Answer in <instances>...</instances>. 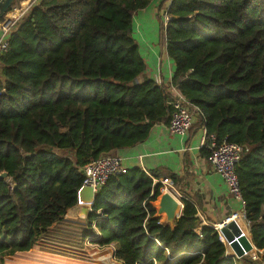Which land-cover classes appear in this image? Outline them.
Returning a JSON list of instances; mask_svg holds the SVG:
<instances>
[{"label": "trees", "instance_id": "16d2710c", "mask_svg": "<svg viewBox=\"0 0 264 264\" xmlns=\"http://www.w3.org/2000/svg\"><path fill=\"white\" fill-rule=\"evenodd\" d=\"M151 1L31 0L11 29L0 52V172L9 175L0 180V264L33 253L77 204L85 164L169 123L167 87L144 76L133 37V17ZM167 13L159 42L174 65L170 85L200 111L202 157L210 135L242 145L244 215L253 246L264 251V0H170ZM149 174L133 167L95 193L87 226L95 220L94 242L114 245L113 259L254 264L248 254L225 256L189 199L173 226L161 223L152 204L161 175Z\"/></svg>", "mask_w": 264, "mask_h": 264}, {"label": "crops", "instance_id": "0c3cea01", "mask_svg": "<svg viewBox=\"0 0 264 264\" xmlns=\"http://www.w3.org/2000/svg\"><path fill=\"white\" fill-rule=\"evenodd\" d=\"M163 1L152 0L147 8L137 12L133 17V37L146 61L144 76L158 84L163 83L169 96H176L179 92L170 85L174 65L159 42L160 12L169 3ZM142 80L143 75L136 79L137 82ZM198 120L199 116H195L185 136L170 133L168 123H154L142 142L110 152L120 157L127 170L138 167L148 175L155 172L161 175L160 178H169L173 194L180 201L189 199L193 202L201 224L204 221L206 225L214 226L241 211L242 207L228 193L220 175L201 156L205 130L197 124ZM70 209L66 215L72 219L78 210L72 214ZM243 232L249 236L248 230Z\"/></svg>", "mask_w": 264, "mask_h": 264}, {"label": "built area", "instance_id": "2783aa9c", "mask_svg": "<svg viewBox=\"0 0 264 264\" xmlns=\"http://www.w3.org/2000/svg\"><path fill=\"white\" fill-rule=\"evenodd\" d=\"M30 1V0H28ZM170 2L167 0L166 3ZM167 6L160 12L161 22L165 26L166 23L170 20V15L167 13ZM26 6L20 2L19 7L13 9V11H8L5 16L2 18V22L0 23V32L1 36L9 34L11 29L14 27L16 21L23 15L25 12ZM7 48V38L0 40V52L5 51ZM167 104L169 105V123L168 130L172 134H176L179 136H185L191 125L193 124L195 116H200L199 109L191 104L183 95L177 93L176 96H170ZM209 154L206 157L207 163L210 167L217 172L220 177L223 179L228 193L237 200L241 205V211L234 212L228 218L223 220L221 223H218L213 226L218 234L219 241L225 247V256L233 258L236 257L235 253L230 249L229 243L226 241L225 236L220 232V227L225 224L227 221L235 220L237 224H243L246 230L249 231V223L244 215V202L241 194L240 182L238 179V175L236 173V166L239 163L243 151L242 145L229 142L226 138L222 139V141L218 144L214 135H210L209 137ZM83 173V182L82 185L89 186L93 189L94 194L98 191V189L103 186L106 181L114 176H119L125 174L127 168L122 164L120 157L112 152H105L100 154L95 160L85 164L82 168ZM153 182L161 183L163 188L169 190L173 194L172 183L169 178H160L153 179ZM93 204V203H92ZM92 204L86 205L88 207V213H93ZM80 206L77 202L76 207ZM98 215L96 219L102 217L100 210L96 211ZM87 217V216H86ZM86 217L84 219H86ZM202 225H206L204 221H202ZM92 228L96 231L94 236H90L87 239V243L91 245L93 240H96L100 237V234L95 228V220L92 221ZM114 247V245H113ZM255 249V251H254ZM114 252V250H113ZM111 252V254H113ZM257 252H260L255 247L250 251L251 258L254 259Z\"/></svg>", "mask_w": 264, "mask_h": 264}, {"label": "rangeland", "instance_id": "374dc122", "mask_svg": "<svg viewBox=\"0 0 264 264\" xmlns=\"http://www.w3.org/2000/svg\"><path fill=\"white\" fill-rule=\"evenodd\" d=\"M20 2H22V0H16L14 2V6L9 11L12 12L13 9L19 7ZM26 2L27 3L25 4V6L27 9V7L31 5V0H27ZM1 35L0 40L1 38L5 39L9 36V34H6L4 36ZM155 201H157V199ZM154 202H152V204ZM154 207L156 209V206ZM159 220L161 223H164L163 221H161L160 217ZM240 225L243 230L246 229L243 224ZM93 232L96 233L93 228H89L87 226L86 219H80L77 216L71 219L70 217L65 215L52 226L48 227L44 233H42V235L34 244L36 245V249L33 253L25 254L35 257L38 252H41V255L46 258H51L52 260H55V257H57V255H61L78 259L80 261L86 262V264L87 262H91L94 264H119V262L112 257L111 252H113L114 250L112 244L104 247L96 242H91V245L86 242L87 239L92 236L90 234H92ZM259 251L260 252H257L255 258L252 259L253 261H255L254 264H264V251ZM246 254L251 256L250 252ZM18 255H16L14 258H5L2 264H6L7 261L15 259Z\"/></svg>", "mask_w": 264, "mask_h": 264}, {"label": "water", "instance_id": "95a60500", "mask_svg": "<svg viewBox=\"0 0 264 264\" xmlns=\"http://www.w3.org/2000/svg\"><path fill=\"white\" fill-rule=\"evenodd\" d=\"M16 0H0V19H2L5 14L9 11V8ZM9 175L6 171L0 172V180L8 181ZM94 191L89 186L82 185L78 191V203L80 206H73L71 209L78 210L76 216L80 219H84L88 213V207L86 205L92 204L94 202ZM159 206L156 208L155 217L159 218L162 212L171 214L177 209H179L178 214H176L173 219L169 222L163 221L170 226H173L175 219L179 217L182 210V202L171 192L163 193L157 197ZM83 211V213H81ZM220 232L225 236L226 241L229 243L230 249L235 253L237 258L242 257L244 254L249 253L253 250L254 246L250 240L249 236H246L241 230L240 226L235 220L227 221L220 227ZM25 252V251H21ZM17 253V252H15ZM14 253V254H15ZM13 254V255H14ZM4 261V259H3Z\"/></svg>", "mask_w": 264, "mask_h": 264}, {"label": "bare ground", "instance_id": "6f19581e", "mask_svg": "<svg viewBox=\"0 0 264 264\" xmlns=\"http://www.w3.org/2000/svg\"><path fill=\"white\" fill-rule=\"evenodd\" d=\"M26 1L27 0H22V4L25 5L27 3ZM162 192L163 193H170V191L165 189V188H163ZM153 204H154V206H156V208L159 206L158 201H155ZM76 211H77L76 209H70V212L72 214H76ZM178 211H179V209H177L176 211H174L171 214H167L165 212H162L160 214L161 221H166V222L171 221L173 219V217L176 214H178ZM81 213H83V211H81ZM41 254H42L41 252H38V254L35 257L30 256V255L25 254V253L22 255L17 254L18 256L15 259L7 261L6 264H86V262L80 261L78 259H74V258H70V257H66V256H61V255H57V257H55V260H52L51 258H46ZM58 256H60V257H58ZM87 264H94V263L87 262Z\"/></svg>", "mask_w": 264, "mask_h": 264}]
</instances>
